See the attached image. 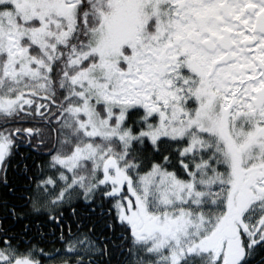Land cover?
Masks as SVG:
<instances>
[{
	"label": "snow or ice",
	"instance_id": "obj_1",
	"mask_svg": "<svg viewBox=\"0 0 264 264\" xmlns=\"http://www.w3.org/2000/svg\"><path fill=\"white\" fill-rule=\"evenodd\" d=\"M0 264H264V0H0Z\"/></svg>",
	"mask_w": 264,
	"mask_h": 264
}]
</instances>
